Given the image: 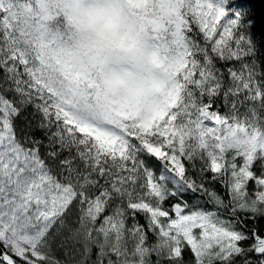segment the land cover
<instances>
[{"label":"snow or ice","instance_id":"6c2138e0","mask_svg":"<svg viewBox=\"0 0 264 264\" xmlns=\"http://www.w3.org/2000/svg\"><path fill=\"white\" fill-rule=\"evenodd\" d=\"M118 2L146 107L58 70L74 0H0V264H264V0Z\"/></svg>","mask_w":264,"mask_h":264},{"label":"clouds","instance_id":"9594fccd","mask_svg":"<svg viewBox=\"0 0 264 264\" xmlns=\"http://www.w3.org/2000/svg\"><path fill=\"white\" fill-rule=\"evenodd\" d=\"M70 17L80 51L109 69L108 86L120 93L133 91L137 74L151 65V58L130 31L118 0H74Z\"/></svg>","mask_w":264,"mask_h":264},{"label":"rangeland","instance_id":"374dc122","mask_svg":"<svg viewBox=\"0 0 264 264\" xmlns=\"http://www.w3.org/2000/svg\"><path fill=\"white\" fill-rule=\"evenodd\" d=\"M63 10L68 20L71 22L70 13L64 8ZM72 28L73 37L71 42L68 43V46L73 53L74 60L83 66V71H80L79 68L74 69L71 65L65 66L64 64H61L58 69L61 74L70 75L72 78H79L82 82H89V87H93L95 92L99 91L101 94L109 97H115L117 99L123 98L143 107H146L151 103V99L156 91L153 83L154 65L151 64L150 66H147L146 71L141 69V71L137 74L138 79L136 81V87L133 91L120 93L108 86L109 80L107 78V72L109 69L102 65L97 58L80 51L78 37L73 24ZM77 73H79L78 77Z\"/></svg>","mask_w":264,"mask_h":264},{"label":"trees","instance_id":"16d2710c","mask_svg":"<svg viewBox=\"0 0 264 264\" xmlns=\"http://www.w3.org/2000/svg\"><path fill=\"white\" fill-rule=\"evenodd\" d=\"M60 15L62 18V23H63L64 29L66 30L67 34L71 37V39L68 41V43H70L72 40V37H73L72 23L68 20L67 16L65 15L63 8H61V10H60ZM142 69L144 71H146L147 66H144ZM80 82H81L82 86L91 88L93 90V92H95V89L93 87H89V82H86V81L82 82L81 80H80Z\"/></svg>","mask_w":264,"mask_h":264}]
</instances>
